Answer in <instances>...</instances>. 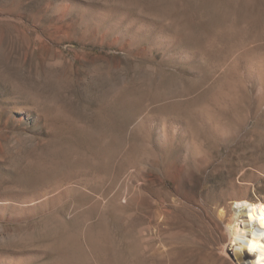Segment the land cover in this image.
<instances>
[{"label":"rangeland","instance_id":"obj_1","mask_svg":"<svg viewBox=\"0 0 264 264\" xmlns=\"http://www.w3.org/2000/svg\"><path fill=\"white\" fill-rule=\"evenodd\" d=\"M231 199L264 201V0H0V264H237Z\"/></svg>","mask_w":264,"mask_h":264},{"label":"bare ground","instance_id":"obj_2","mask_svg":"<svg viewBox=\"0 0 264 264\" xmlns=\"http://www.w3.org/2000/svg\"><path fill=\"white\" fill-rule=\"evenodd\" d=\"M232 199L230 201L232 222L226 228L229 235V243L226 246L233 251L232 255L237 264H264V201L260 199L256 201ZM211 204L215 207L213 211H218L217 218L222 220L226 213L222 199ZM183 209L185 212L190 209L188 202L185 201ZM219 226L217 227L213 223V231H216ZM224 247L221 248L222 253Z\"/></svg>","mask_w":264,"mask_h":264}]
</instances>
